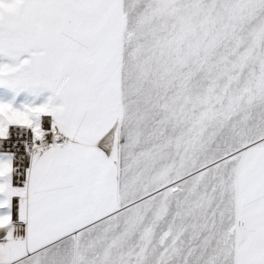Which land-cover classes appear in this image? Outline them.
<instances>
[{
    "label": "snow or ice",
    "instance_id": "6c2138e0",
    "mask_svg": "<svg viewBox=\"0 0 264 264\" xmlns=\"http://www.w3.org/2000/svg\"><path fill=\"white\" fill-rule=\"evenodd\" d=\"M0 264H264V0H0Z\"/></svg>",
    "mask_w": 264,
    "mask_h": 264
}]
</instances>
